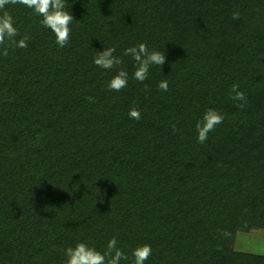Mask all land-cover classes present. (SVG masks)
Returning a JSON list of instances; mask_svg holds the SVG:
<instances>
[{
	"label": "trees",
	"instance_id": "obj_1",
	"mask_svg": "<svg viewBox=\"0 0 264 264\" xmlns=\"http://www.w3.org/2000/svg\"><path fill=\"white\" fill-rule=\"evenodd\" d=\"M65 4L63 48L32 9L0 10L29 37L0 46V264H65L67 247L103 253L112 237L129 257L120 264L143 244L145 264H264L232 248L264 229V0ZM139 43L166 57L143 82L124 55ZM108 47L128 72L119 92L107 87L118 69L93 62ZM208 108L224 120L201 144Z\"/></svg>",
	"mask_w": 264,
	"mask_h": 264
},
{
	"label": "clouds",
	"instance_id": "obj_2",
	"mask_svg": "<svg viewBox=\"0 0 264 264\" xmlns=\"http://www.w3.org/2000/svg\"><path fill=\"white\" fill-rule=\"evenodd\" d=\"M20 4L29 9H32L38 16L42 17L41 24L50 29L55 35L56 44L63 48L68 46L73 16L67 11L65 0H0V10H3L6 5ZM239 12L233 13V19L239 18ZM17 28L14 26V19L8 12H3L0 15V46L5 45L6 40L9 44H15L18 48H27L29 37L27 35L19 40ZM116 49L114 47L104 48L103 51L97 52L93 58L96 66L112 70L117 68L116 74L108 81L107 87L111 91L119 92L128 84V72L124 68H118L123 64L121 57L114 55ZM4 56L8 55L5 47L0 53ZM125 56H130L135 61V71L133 78L139 82H143L148 78L149 68L152 65L162 66L165 63L166 57L164 51L149 50L145 43L128 47L124 50ZM158 88L161 91L168 90V81L161 80L158 83ZM239 84H233L230 88L231 99L241 101L237 107L243 108L247 104L245 93L239 90ZM145 90L147 86H145ZM90 102H95L94 97H88ZM129 116L135 120L140 119V111L136 108L129 110ZM224 120L223 115L213 108H208L202 115L201 119L195 124L197 132V140L203 144L208 139V134L212 132L217 125ZM175 131V126L173 125ZM227 236L229 233L224 232ZM258 253L264 254V249H258ZM65 256V264H120L122 260H128L129 257L123 250L118 247V241L112 237L107 242L106 250L101 253L87 243L79 242L74 247L70 246L63 250ZM152 255V248L148 244L139 245L132 250L131 264H145V261Z\"/></svg>",
	"mask_w": 264,
	"mask_h": 264
},
{
	"label": "rangeland",
	"instance_id": "obj_3",
	"mask_svg": "<svg viewBox=\"0 0 264 264\" xmlns=\"http://www.w3.org/2000/svg\"><path fill=\"white\" fill-rule=\"evenodd\" d=\"M232 248L235 251L260 254L258 249H264V229H251L248 232L237 233Z\"/></svg>",
	"mask_w": 264,
	"mask_h": 264
}]
</instances>
